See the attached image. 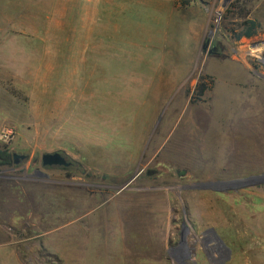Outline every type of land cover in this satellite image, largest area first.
<instances>
[{
	"label": "rangeland",
	"instance_id": "1",
	"mask_svg": "<svg viewBox=\"0 0 264 264\" xmlns=\"http://www.w3.org/2000/svg\"><path fill=\"white\" fill-rule=\"evenodd\" d=\"M0 151V264H264V0H0Z\"/></svg>",
	"mask_w": 264,
	"mask_h": 264
},
{
	"label": "water",
	"instance_id": "2",
	"mask_svg": "<svg viewBox=\"0 0 264 264\" xmlns=\"http://www.w3.org/2000/svg\"><path fill=\"white\" fill-rule=\"evenodd\" d=\"M209 45V41L206 43L205 46ZM14 157V163L18 164L21 160H24L27 158L26 154L17 153L15 152L13 154ZM42 164L44 167H62V168H68L72 163L69 161L67 156H65L63 153L55 151V152H46L42 155Z\"/></svg>",
	"mask_w": 264,
	"mask_h": 264
},
{
	"label": "trees",
	"instance_id": "3",
	"mask_svg": "<svg viewBox=\"0 0 264 264\" xmlns=\"http://www.w3.org/2000/svg\"><path fill=\"white\" fill-rule=\"evenodd\" d=\"M245 24H250L248 29L243 33L244 36L252 37L255 34L256 23L255 21H247ZM14 158V157H13ZM0 162L2 164H10L12 162L11 155L8 151H0Z\"/></svg>",
	"mask_w": 264,
	"mask_h": 264
},
{
	"label": "bare ground",
	"instance_id": "4",
	"mask_svg": "<svg viewBox=\"0 0 264 264\" xmlns=\"http://www.w3.org/2000/svg\"><path fill=\"white\" fill-rule=\"evenodd\" d=\"M240 80H241V79H240ZM240 93H241V92H239V93L237 94L238 97L241 96ZM242 95H243V94H242ZM244 96H245V95H244ZM236 98H237V97H236ZM233 100H235V99H233ZM249 106H250V105H249ZM246 107H247V103H245V102L240 103V105L237 106V108L240 109V110H242V109H244V108H246ZM257 109H258V108H257ZM239 113H240V112H239ZM255 113H256V112H255ZM223 114H224V113H223ZM223 116H224V115H223ZM237 120H239V119H237ZM240 120H241V119H240ZM238 123H240V122H238ZM245 123H246V122H245ZM247 123H248V122H247ZM258 124H261V123H258ZM242 125H244V123H242ZM259 126H260V125H259ZM250 128H251V125H247V124H246V125L244 126L243 129H244V130L247 129L248 131H250ZM255 129H256V127H255V126H252V130H255ZM259 129H260V130H263V129H261V128H259ZM256 132H258V130H256ZM255 134L257 135L258 133H255ZM256 135H255V136H256ZM257 136H258V135H257Z\"/></svg>",
	"mask_w": 264,
	"mask_h": 264
},
{
	"label": "flooded vegetation",
	"instance_id": "5",
	"mask_svg": "<svg viewBox=\"0 0 264 264\" xmlns=\"http://www.w3.org/2000/svg\"><path fill=\"white\" fill-rule=\"evenodd\" d=\"M246 37H247V36H246ZM248 38H250V37H248ZM210 50H211L212 52L219 53L220 48H219L218 45H214V46H212V48H211Z\"/></svg>",
	"mask_w": 264,
	"mask_h": 264
}]
</instances>
